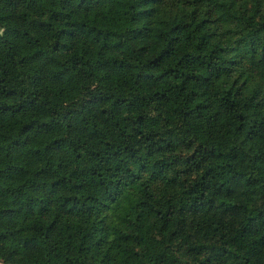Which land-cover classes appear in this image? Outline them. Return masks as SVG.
<instances>
[{
	"label": "trees",
	"instance_id": "obj_1",
	"mask_svg": "<svg viewBox=\"0 0 264 264\" xmlns=\"http://www.w3.org/2000/svg\"><path fill=\"white\" fill-rule=\"evenodd\" d=\"M2 264H264V0H0Z\"/></svg>",
	"mask_w": 264,
	"mask_h": 264
},
{
	"label": "rangeland",
	"instance_id": "obj_2",
	"mask_svg": "<svg viewBox=\"0 0 264 264\" xmlns=\"http://www.w3.org/2000/svg\"><path fill=\"white\" fill-rule=\"evenodd\" d=\"M0 264H2V263L0 262Z\"/></svg>",
	"mask_w": 264,
	"mask_h": 264
}]
</instances>
